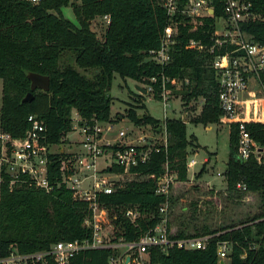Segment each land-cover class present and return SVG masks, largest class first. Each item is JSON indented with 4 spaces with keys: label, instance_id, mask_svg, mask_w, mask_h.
Masks as SVG:
<instances>
[{
    "label": "trees",
    "instance_id": "1",
    "mask_svg": "<svg viewBox=\"0 0 264 264\" xmlns=\"http://www.w3.org/2000/svg\"><path fill=\"white\" fill-rule=\"evenodd\" d=\"M252 2L254 11L261 13L262 18L242 22L241 28L264 43V0ZM68 5L77 24L62 14L61 8ZM105 15L110 16V22L99 38L91 22ZM211 21L207 19L205 27L195 30H191V25H181L179 43L171 50L170 62L163 66L150 54L160 47L169 23L167 11L159 0H0V129L11 137H21L29 128L28 115L40 117L47 127L49 145L59 146L49 155L48 178L54 183L60 174V159L66 156L61 145L65 135L73 130V109L78 126L113 121L109 90L116 73L152 85L157 99H161L163 78H178L183 82L181 88L171 82L168 87L172 94L181 95L188 109H195L193 102L204 99L198 114L190 116L187 111L189 121L205 125L219 123L223 111L219 103L218 73L212 66L213 55L185 46L189 38L208 39L207 29H214ZM226 49L224 46L215 52L224 53ZM77 67L98 68V72L90 78ZM29 72L48 76L49 89L31 91ZM152 77L157 81H152ZM262 77L264 82V73ZM29 91L32 99L22 101ZM139 96V103L128 108V118L136 125H149L157 131L163 122L148 112H138V108L146 109L142 95ZM165 124L167 146L158 143L159 150H153L148 160L132 167L136 179L126 181L114 193L98 196V202L108 210L116 228V239L136 241L159 224V209L166 198L156 193V186L166 165L177 172L179 181L189 180V149L198 139L195 135L189 136L188 122L182 117L168 118ZM248 128L264 146V124L251 122ZM238 138V126L232 124L224 172L227 188L230 192H239L237 184L244 183L247 191L242 192L261 197V211L240 227L211 230L206 226L196 233H190L187 227L179 228L177 238L207 234L216 237L200 250L173 248L166 253L160 248H151L148 264H219L218 244L222 241L231 244L228 264H264V160L239 159ZM107 148V153L111 149L115 151L117 144ZM103 170L124 172L118 164ZM171 202L174 204L173 197ZM134 208L141 215L137 224L124 216ZM89 214L87 204L74 198L64 185L55 186L50 194L32 187L9 190L3 186L0 257L6 256L13 247L26 254L48 250L57 242L89 238L91 230L83 226ZM117 254L116 250H89L72 257L69 264H109ZM48 264H53L50 259Z\"/></svg>",
    "mask_w": 264,
    "mask_h": 264
},
{
    "label": "built area",
    "instance_id": "2",
    "mask_svg": "<svg viewBox=\"0 0 264 264\" xmlns=\"http://www.w3.org/2000/svg\"><path fill=\"white\" fill-rule=\"evenodd\" d=\"M159 3L167 11L169 23L165 27L160 47L150 51L151 58L163 66L167 65L171 60L172 48L179 43L181 25H191V30H195L199 26L205 27L207 19L212 20L210 24L214 25V29H207V33H210L206 37L208 39L189 38L185 46L213 55L212 66L218 73L219 103L223 111L220 122L238 126V158L243 161L251 157L264 160V146L248 128L251 122L264 124V43L241 28L242 22L259 20L262 14L254 11L252 0H159ZM102 18L106 20V25L110 22L109 15ZM224 46L227 48L224 53L215 52ZM152 81L156 82V77H152ZM168 82L177 88L183 85L178 78H163L161 101L165 113L171 106L172 90ZM27 120L29 128L21 137H11L0 129V201L3 186L9 190L32 187L50 194L55 186L64 185L72 191L74 198L87 204L90 214L83 220V226L91 230V235L83 240L57 242L48 250L33 253L22 254L13 247L6 256L0 257V264H48L49 259L53 264H69L70 259L81 252L107 249L118 251L116 256L111 257L109 264H148L151 248L157 247L166 253L173 248L200 250L205 249L216 237L215 234L176 237V232L170 226V215L173 210L171 198L178 175L166 165L156 186V193L166 198L159 209V224L136 241L128 242L124 237L116 239V228L108 210L98 202V196L114 193L126 181L136 179L137 175L131 172L132 167L148 160L153 150H159L156 147L158 143H142L146 140L145 136H140L137 144L125 142L124 128L119 130L117 138L108 139L105 133L114 130L111 123H85L80 126L84 134L80 142L81 152H65L66 156L60 159L58 179L52 183L48 178L49 155L57 151L55 147L58 145H49L47 127L40 117L29 114ZM160 132L165 134L161 144L166 147L168 132L165 122ZM114 144H117V149L109 150V165L122 166V173L106 172L99 166L100 157L109 149L107 147ZM195 164V159H188V171ZM125 175L131 178L122 181ZM237 187L247 191L242 182ZM124 216L132 224H137L141 217L135 208L127 210ZM230 249L229 242H219V264H225Z\"/></svg>",
    "mask_w": 264,
    "mask_h": 264
},
{
    "label": "rangeland",
    "instance_id": "3",
    "mask_svg": "<svg viewBox=\"0 0 264 264\" xmlns=\"http://www.w3.org/2000/svg\"><path fill=\"white\" fill-rule=\"evenodd\" d=\"M61 11L65 18L77 24L70 5L63 6ZM91 28L101 38L106 28V20L102 17H96L91 22ZM70 60L72 61V59ZM77 70L90 78L98 72V68L83 69L77 67ZM137 85L144 91L140 90ZM1 86L2 79L0 78V104ZM109 94L112 97V122L116 131L113 136L118 134L121 127H123L126 131L123 140L134 144L138 143L140 136L146 137V140L142 143H162L165 138V134L160 133V128L155 131L149 125H136L128 118L127 110L139 103L137 99L141 98L139 94L142 95L144 103H146V109L138 108V112L140 114L148 112L162 122L165 120V114L173 118L180 117L188 111L190 116H194L201 111L204 104V99L201 98L199 101L193 102L195 109H188L183 104L181 95L173 93L170 97L171 106L168 107L167 113H164V105L160 99L154 97L150 84L138 82L132 78H123L118 73L114 75ZM186 118L190 119L188 114ZM77 121V114L73 109V130L65 135V142L61 145L64 151L73 148L74 151L71 153H76L74 147L80 144L84 137ZM187 128L189 136L195 135L198 139V145L195 144L194 147L190 148L192 152L199 148L196 153L191 155V158H195L198 162L196 170L200 171L205 164L206 170L201 176H198L197 173L192 176L193 174L189 170V181H181L174 187V204L170 215V226L176 232L179 228L187 227L190 233H196V230L201 231L206 226L211 230L232 226L240 227L261 211V197L251 192H230L227 188L224 171L226 170L230 150L229 125L221 123L205 125L188 121ZM107 137L111 136L107 134ZM58 149V146L55 147V150ZM205 159L208 162H205ZM102 168L105 169V167ZM218 172H221L222 175H218ZM129 178H131L129 175H125L122 181ZM225 264H228V259Z\"/></svg>",
    "mask_w": 264,
    "mask_h": 264
},
{
    "label": "crops",
    "instance_id": "4",
    "mask_svg": "<svg viewBox=\"0 0 264 264\" xmlns=\"http://www.w3.org/2000/svg\"><path fill=\"white\" fill-rule=\"evenodd\" d=\"M143 90V89H142ZM144 91V90H143ZM161 100V99H160ZM163 109H164V107H163ZM165 113V112H164ZM113 116V115H112ZM180 117H182V118H184V119H186V122H188L189 121V119L188 118H186L187 117V112L186 113H184L182 116H180ZM168 118H170V117H168V116H166V114H165V120H164V122L168 119ZM164 122H163V124H164ZM111 123V122H110ZM219 123H221V122H219ZM112 125H113V122L111 123ZM223 124V123H222ZM114 127V126H113ZM230 128H231V126H229ZM123 127H121V129H122ZM114 129V128H113ZM116 131L115 130H113V131H110V132H106L105 133V137L106 138H108V139H115V138H117V136H118V134H116L115 136H113L114 135V133H115ZM161 133V132H160ZM107 134H109V136H111V137H107ZM76 148H78V149H76ZM191 148V147H190ZM74 149L76 150V153H79V152H81V147H80V144H78L76 147H74ZM195 149H197V148H195ZM199 149V148H198ZM197 149V150H198ZM62 150H64L63 148H62ZM190 150V149H189ZM196 150V151H197ZM72 151H74L73 150V148H71V150L69 149V150H67V151H65V152H72ZM196 151L195 152H192L191 150H190V155H189V157H188V159H195V158H191V155L193 154V153H196ZM209 159V158H208ZM196 160V159H195ZM110 162H111V154L108 152H106L105 154H103L101 157H100V159H99V166L101 167V169H103L102 167H106V166H108L109 164H110ZM205 162H208V160L207 159H205ZM197 164H198V162H197V160H196V164L193 166V168H192V170H191V172H192V176H195V174L197 173V175L198 176H201L202 175V173L206 170V164L203 166V168L200 170V171H197L196 170V167H197ZM103 171H105V170H103ZM225 172V171H224ZM219 173V172H218ZM221 173V172H220ZM225 175V174H224ZM189 181V180H188ZM179 182H181V181H179V180H177V183H176V185L174 186V187H176L177 185H178V183ZM172 228V227H171ZM173 230H174V228H172ZM175 231V230H174ZM176 232V231H175ZM177 233V232H176Z\"/></svg>",
    "mask_w": 264,
    "mask_h": 264
},
{
    "label": "water",
    "instance_id": "5",
    "mask_svg": "<svg viewBox=\"0 0 264 264\" xmlns=\"http://www.w3.org/2000/svg\"><path fill=\"white\" fill-rule=\"evenodd\" d=\"M27 77L30 80V89L31 91L34 90L35 88H40L42 90H48L49 89V78L46 75H41L38 73L34 72H29L27 74ZM137 87L142 90V88L137 85ZM29 91L22 99V101H30L32 99V93ZM186 122V119H184Z\"/></svg>",
    "mask_w": 264,
    "mask_h": 264
}]
</instances>
